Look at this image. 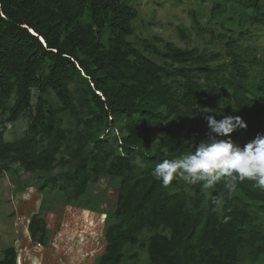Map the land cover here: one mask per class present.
Returning a JSON list of instances; mask_svg holds the SVG:
<instances>
[{
    "label": "trees",
    "instance_id": "trees-1",
    "mask_svg": "<svg viewBox=\"0 0 264 264\" xmlns=\"http://www.w3.org/2000/svg\"><path fill=\"white\" fill-rule=\"evenodd\" d=\"M224 3L232 26L217 35L223 51H214L158 35L136 46L129 37L138 9L127 0H0V173L14 188L17 174H37L28 183L55 185L69 201L108 184L103 209L114 221L97 264H120L124 245L138 243L151 264L264 259V189L248 180L233 191L223 181L164 187L152 175L205 137L207 115L242 117L246 130L230 134L241 146L264 133V47L257 56L242 45L246 26L264 28V0H224L213 16ZM176 30L191 41L185 26ZM22 116V136L6 140L2 127ZM46 224L31 215L32 241L50 238ZM0 264H16L13 246Z\"/></svg>",
    "mask_w": 264,
    "mask_h": 264
},
{
    "label": "rangeland",
    "instance_id": "rangeland-1",
    "mask_svg": "<svg viewBox=\"0 0 264 264\" xmlns=\"http://www.w3.org/2000/svg\"><path fill=\"white\" fill-rule=\"evenodd\" d=\"M127 1L138 9V15L132 21L134 32L129 37L136 46L140 45L142 38L152 39L154 35H158L181 47L199 46L208 50L223 51L217 35L228 33L223 27L232 26L228 22L232 11L230 5L224 3L221 16H213L212 7L224 0ZM235 13L239 17L240 12L237 10ZM193 15L200 30L199 34L194 29ZM180 25L188 29L191 35L190 42L181 38L177 32L176 27ZM246 28L250 30L251 36L242 45L255 47L254 53L257 56L261 55L264 47V28L255 25ZM208 39H212V42L206 44L205 40ZM27 123V116H22L11 124L1 126L4 128V138L8 141L18 139L22 136ZM19 172L21 173V170ZM58 172L59 169H56L53 174ZM36 177L37 174L29 178L17 174L14 188L11 186L9 175L0 173V259L3 257V250L13 246L16 247V264H47L43 262L44 256L38 255L41 251L37 248L44 247L56 255L66 257V261L60 258V262L57 259L59 264H97L105 250L106 229L114 221L113 216L103 209L108 200L109 185H90L78 199L69 201L65 192H59L55 185L49 184L47 189L39 191L40 179L28 183L27 179L31 181ZM28 184H31V187H28ZM33 213H38L46 219L50 236L40 246H36V242L31 240L27 229ZM144 234L149 232L144 231L140 235V241ZM131 254L136 256L131 257ZM19 255H22V262L18 261ZM123 255L120 264H151L146 247L140 246L139 243L132 246L124 245ZM241 262L264 264V259L262 261L248 259L244 262L241 258L239 264H242Z\"/></svg>",
    "mask_w": 264,
    "mask_h": 264
},
{
    "label": "clouds",
    "instance_id": "clouds-1",
    "mask_svg": "<svg viewBox=\"0 0 264 264\" xmlns=\"http://www.w3.org/2000/svg\"><path fill=\"white\" fill-rule=\"evenodd\" d=\"M235 111V110H233ZM207 133L203 139L189 141L191 151L176 159H164L154 167L152 175L167 187L174 179L204 188H212L223 181L228 191L238 182H254L264 189V133L243 146L231 135L246 130L247 124L238 115H224L217 120L207 115ZM217 202H222L218 200Z\"/></svg>",
    "mask_w": 264,
    "mask_h": 264
},
{
    "label": "crops",
    "instance_id": "crops-1",
    "mask_svg": "<svg viewBox=\"0 0 264 264\" xmlns=\"http://www.w3.org/2000/svg\"><path fill=\"white\" fill-rule=\"evenodd\" d=\"M16 248V247H14ZM40 252V256H44V259H43V262L47 263V264H59V262L57 261V259L60 261V258H62L64 261H66V257L64 256H60V255H56L55 253L53 252H50V249L48 248H44L43 249H39L37 248ZM16 250V249H15ZM29 255V254H28ZM27 255V256H28ZM29 257V256H28ZM32 260V258H31ZM35 260V259H34ZM61 262V261H60Z\"/></svg>",
    "mask_w": 264,
    "mask_h": 264
},
{
    "label": "built area",
    "instance_id": "built-area-1",
    "mask_svg": "<svg viewBox=\"0 0 264 264\" xmlns=\"http://www.w3.org/2000/svg\"><path fill=\"white\" fill-rule=\"evenodd\" d=\"M40 245H41L40 243H38V242L36 243V246H40Z\"/></svg>",
    "mask_w": 264,
    "mask_h": 264
}]
</instances>
